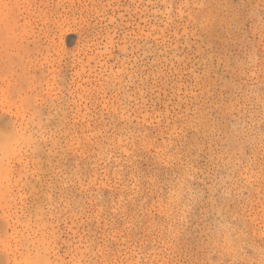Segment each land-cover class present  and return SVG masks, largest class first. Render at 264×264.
<instances>
[{"label": "rangeland", "instance_id": "rangeland-1", "mask_svg": "<svg viewBox=\"0 0 264 264\" xmlns=\"http://www.w3.org/2000/svg\"><path fill=\"white\" fill-rule=\"evenodd\" d=\"M0 13V264H264V0Z\"/></svg>", "mask_w": 264, "mask_h": 264}, {"label": "bare ground", "instance_id": "bare-ground-1", "mask_svg": "<svg viewBox=\"0 0 264 264\" xmlns=\"http://www.w3.org/2000/svg\"><path fill=\"white\" fill-rule=\"evenodd\" d=\"M10 8V7H9ZM2 19H4V17H3V15H1V13H0V22L2 21ZM5 20V19H4ZM3 22V21H2ZM4 25V24H3ZM9 26H11V25H9ZM1 27V26H0ZM2 28V27H1ZM8 29V28H7ZM72 29L71 28H68V29H66V31H65V33H68V32H70ZM12 31H13V29H12ZM7 33V32H6ZM150 36H151V32H146V38H147V41H149V38H150ZM4 38V37H3ZM9 38H10V36H9ZM64 40V39H63ZM9 42V41H8ZM148 44V43H147ZM148 47H149V45H148ZM147 50V49H146ZM12 53H13V51H12ZM31 78V77H30ZM32 83V82H31ZM2 132H3V130H2ZM17 138H18V136H17ZM16 139V138H15ZM0 149H4L5 151H2V150H0V151H2L3 153L4 152H6V149H11L12 147H13V149H14V147H15V144L14 145H12V139H11V137H7V138H4V139H1V136H0ZM15 141V140H14ZM11 142V143H10ZM17 142V141H16ZM15 150V149H14ZM8 152H9V150H8ZM3 153H1V156L3 157ZM12 153H13V151H12ZM3 154V155H2ZM8 155V154H7ZM7 155H5L4 157H9V156H7ZM10 155V154H9ZM0 160L2 161V162H4V160H3V158L1 159L0 158ZM1 164H3V163H1ZM1 166H4V165H0V167ZM2 169V171H4L3 170V167H1ZM5 168V167H4ZM4 172H2V174H3ZM28 264H39V263H33V262H29Z\"/></svg>", "mask_w": 264, "mask_h": 264}]
</instances>
